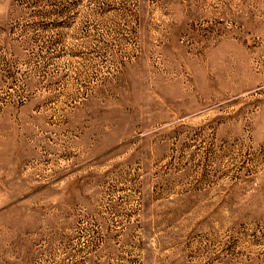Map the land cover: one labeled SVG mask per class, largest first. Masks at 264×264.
<instances>
[{
    "label": "rangeland",
    "instance_id": "obj_1",
    "mask_svg": "<svg viewBox=\"0 0 264 264\" xmlns=\"http://www.w3.org/2000/svg\"><path fill=\"white\" fill-rule=\"evenodd\" d=\"M0 264H264V0H0Z\"/></svg>",
    "mask_w": 264,
    "mask_h": 264
}]
</instances>
